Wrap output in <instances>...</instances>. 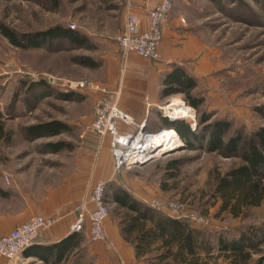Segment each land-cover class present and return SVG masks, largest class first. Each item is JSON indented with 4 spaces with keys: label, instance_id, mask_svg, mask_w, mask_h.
Returning <instances> with one entry per match:
<instances>
[{
    "label": "rangeland",
    "instance_id": "rangeland-1",
    "mask_svg": "<svg viewBox=\"0 0 264 264\" xmlns=\"http://www.w3.org/2000/svg\"><path fill=\"white\" fill-rule=\"evenodd\" d=\"M126 5L127 0H0V22L18 33L75 25L71 29L85 34L91 45L55 40L22 49L0 31V190L7 186L5 174L14 185L20 170L30 171L39 181L46 179L53 161L62 160L49 153V143L66 140L77 147L83 141L86 135L78 124L72 123L68 133L39 138L30 136L27 128L51 120H91L95 92L69 100L61 93L70 80L86 78L78 57L97 59L108 44L118 45ZM190 8L191 22L186 18L183 23L193 27L200 45L187 64L197 83L191 94L203 102L193 112L185 98L174 97L169 111L183 106L179 116L194 129L202 128L199 118L209 112L212 120L231 122L227 137L238 129L248 135L264 126V0H193ZM46 81L52 87L43 86ZM240 163V157H224L181 140L157 159L117 171L115 179L144 203L159 202V211L235 233L240 227L264 224V202L242 218L213 205L217 178ZM3 199L0 194V207L16 204L12 197ZM171 203L178 207L171 208Z\"/></svg>",
    "mask_w": 264,
    "mask_h": 264
},
{
    "label": "crops",
    "instance_id": "crops-1",
    "mask_svg": "<svg viewBox=\"0 0 264 264\" xmlns=\"http://www.w3.org/2000/svg\"><path fill=\"white\" fill-rule=\"evenodd\" d=\"M160 1L127 0L124 13L126 16L128 13L137 15L141 19L142 27L146 29L149 25L147 10ZM192 2L193 0H173L170 19L163 27L160 61L152 62L135 53L125 57L116 43L108 44L107 47L104 45L105 52L98 53L97 59L93 57L94 55H83L94 58L97 66L82 64L86 70V78L82 79H90L109 91L119 93L120 107L136 121L144 123L146 131L171 128L166 124L168 117L164 115L163 110H167L174 97L185 98L184 93L181 92L165 95L163 93L164 79L178 68L195 78L187 64L195 57L200 45L193 27L184 24L186 18L188 23L191 22ZM182 18L185 19L184 23ZM70 91H75L80 97L94 92H81L68 88L62 90V92ZM102 95L101 92L96 91L94 97L98 100ZM171 116L176 117L172 114ZM93 119L94 113L91 120L86 123L80 120H61L67 125V130L62 134L68 133L73 128L71 126L73 123L82 126L86 136L82 137L83 141L78 143L77 147L66 140L49 143L51 148L49 153L61 156L62 160L53 161L46 179L39 181L30 171L20 170L16 173L14 185L13 181L9 184L4 181L7 186L4 185L0 190L2 200L12 197L16 204L4 206L1 203L0 234L8 233L36 215L54 218L55 222L40 234L34 244L20 254L15 263L0 258V264H54L57 257V249L54 245L72 236L77 244L63 255L60 262L55 264H228V257L219 249L218 237L221 233L227 235L229 232L226 230L200 226L189 219L181 218L191 227L205 230V240L210 244L206 248L195 249L193 253H190L181 242L171 240V227L167 232H162L161 227L158 226L159 221L161 225L165 222L157 213L176 217L156 210L157 213L152 218L137 219V222H141L142 225H133L132 222L138 212L111 198L112 194L119 190H125L131 196L133 194L126 186L116 182L117 170L110 151L109 138L106 137L101 142L89 131ZM59 142L64 144L55 149L52 144ZM122 170L124 169L120 171ZM101 180L107 182L106 198L109 204V215L105 221L106 238L92 241L88 211L93 209V204L88 200L93 187ZM84 201H88V210L84 213L82 230L76 231L73 226L78 220L79 212L75 210V207ZM139 201L152 207L148 203ZM216 204L220 207V201L213 202V205ZM236 234L237 231L229 233L231 236ZM39 246L50 247V250H46L48 262L40 256V252L44 254L45 249L41 251ZM262 254H264V245ZM262 254H254V259ZM193 261L198 262L193 263Z\"/></svg>",
    "mask_w": 264,
    "mask_h": 264
},
{
    "label": "trees",
    "instance_id": "trees-1",
    "mask_svg": "<svg viewBox=\"0 0 264 264\" xmlns=\"http://www.w3.org/2000/svg\"><path fill=\"white\" fill-rule=\"evenodd\" d=\"M0 31L13 45L22 49L39 48L55 40H67L77 47L91 46L85 34L62 25L44 31L18 33L0 22ZM78 62L86 66H97L94 58L89 56L78 57ZM164 84L163 93L165 95L184 93L186 101L194 108H199L203 102L202 98L194 97L191 94L197 85L196 79L188 76L183 69L178 68L171 72L164 79ZM43 86L52 87L49 81H46ZM61 96L67 99L81 98L75 91L62 92ZM175 118L166 119V124L171 127L167 129L177 132L188 146L197 145L207 152H217L224 157L237 156L241 159L239 165L231 168L216 180L213 196L214 202L220 201V212H228L234 218H242L247 215L251 208L260 206L264 202V126L257 128L248 135H244L242 130L238 129L234 134L227 137L232 127L231 122L225 118L212 120V114L209 112H203L199 118L198 125H201V129L192 128L186 119ZM1 130L3 131V129ZM66 130L67 125L61 120L46 121L27 128L29 135L34 138L53 136ZM63 144V142H59L52 145L58 149ZM111 198L138 212L137 217L132 222L135 226L137 224L142 225L141 222H137V219L152 218L157 213V209L144 205L125 190L113 193ZM157 214L165 222L164 225H161L160 221L158 222L162 232H167L168 228L171 227V240L181 242L183 246L189 249L190 253H193L195 249L206 248L207 245H210L205 240V230L191 227L184 219ZM218 237L219 249L225 252L228 257V264H264V254H262L264 224L240 227L237 229L236 235L221 233ZM73 239L72 236L54 245L57 249L54 264L60 262L63 255L75 247L77 242ZM39 248L41 251L45 249L44 254L40 252V256L45 262H48L49 257L46 256V250H50V247L39 246ZM259 253L262 255L254 259V254ZM196 262L198 261H193V263Z\"/></svg>",
    "mask_w": 264,
    "mask_h": 264
},
{
    "label": "built area",
    "instance_id": "built-area-1",
    "mask_svg": "<svg viewBox=\"0 0 264 264\" xmlns=\"http://www.w3.org/2000/svg\"><path fill=\"white\" fill-rule=\"evenodd\" d=\"M172 9L173 0H161L149 8L147 10L149 25L146 29L142 27L141 19L137 15L128 13L122 32L116 36L122 54L127 57L129 54L135 53L146 59L160 61L162 59L160 45L163 38V27L169 21ZM182 22H185L184 18H182ZM74 27L75 25H71V28ZM65 87L81 92L97 91L103 94L96 102L94 119L89 131L95 134L101 142L106 137L109 138L110 151L117 171L145 164L162 155L159 153L161 148L158 140L162 142L165 130L146 131L144 123H139L120 107L119 93L109 91L106 87L89 79L69 81ZM164 115L173 119L168 110H165ZM4 178L8 184L12 181L9 174H5ZM106 186V181H99L89 195L88 201L93 204V209L88 211L92 241L106 238L105 221L109 215ZM88 201L75 207V210L79 212L78 220L73 226L76 231L83 228L84 213L88 210ZM150 205L157 210L162 209L159 207V202ZM169 206L175 209L178 207L177 203H171ZM165 213L176 218H183L179 214ZM54 222V218L36 215L17 225L8 233L0 234V258L15 263L20 254L34 244L40 234Z\"/></svg>",
    "mask_w": 264,
    "mask_h": 264
},
{
    "label": "bare ground",
    "instance_id": "bare-ground-1",
    "mask_svg": "<svg viewBox=\"0 0 264 264\" xmlns=\"http://www.w3.org/2000/svg\"><path fill=\"white\" fill-rule=\"evenodd\" d=\"M168 108L169 107H167V110H168ZM170 108H172V107H170ZM184 109L185 108L183 106H175L174 108L171 109L170 113L172 115H176V117H181V116H179V114L181 115V113L183 112ZM168 112H169V110H168ZM193 112H195L194 109H193ZM184 113H185V111H184ZM176 133L171 129H167L163 132L162 142H161V140L160 141L158 140L159 146L161 148V151L159 152L160 154H162L163 152L172 148L175 145V143L178 142V138H177ZM178 137H179V142H181V137L179 134H178Z\"/></svg>",
    "mask_w": 264,
    "mask_h": 264
},
{
    "label": "water",
    "instance_id": "water-1",
    "mask_svg": "<svg viewBox=\"0 0 264 264\" xmlns=\"http://www.w3.org/2000/svg\"><path fill=\"white\" fill-rule=\"evenodd\" d=\"M177 118H179V117H177ZM177 118H175V119H177Z\"/></svg>",
    "mask_w": 264,
    "mask_h": 264
}]
</instances>
